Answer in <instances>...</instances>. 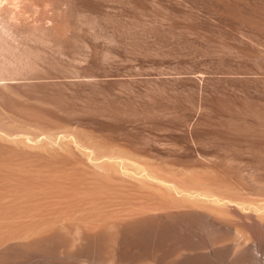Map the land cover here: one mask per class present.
<instances>
[{"label":"rangeland","instance_id":"rangeland-1","mask_svg":"<svg viewBox=\"0 0 264 264\" xmlns=\"http://www.w3.org/2000/svg\"><path fill=\"white\" fill-rule=\"evenodd\" d=\"M235 1L0 0V171H30L37 206L8 221L27 236L33 223L39 236L82 216L125 222L159 212L158 177L253 158L264 31L240 16L264 11ZM26 192L5 189L0 205L23 208ZM154 239L119 240L109 260L152 261Z\"/></svg>","mask_w":264,"mask_h":264},{"label":"bare ground","instance_id":"bare-ground-1","mask_svg":"<svg viewBox=\"0 0 264 264\" xmlns=\"http://www.w3.org/2000/svg\"><path fill=\"white\" fill-rule=\"evenodd\" d=\"M245 5L256 13L264 11V0H236L232 4L233 9ZM229 8L231 12L232 7ZM249 15L252 18L239 16L264 31V22ZM260 137L264 136L247 139L254 155L252 160H244L240 169L214 164L203 169H181V173L174 171L171 178L158 177L160 201L156 215L120 223H109L105 217L82 216L74 223L64 224L62 230L39 236L36 234H40V228L34 223L30 230L33 234L27 236L23 224L8 221L37 210L31 185L26 182L30 171L23 168L0 171V195L5 189L27 191V198H17L23 208L0 205V264H113L109 259L115 255L117 241L126 245L140 241L148 249L151 241H155L153 237L158 239L156 253L151 256L155 257L149 263L143 261L145 264H264V171L254 162H264L261 154L264 139ZM8 175L16 178L2 179ZM231 176L237 177L236 185L230 181ZM244 190H248L246 194ZM71 230H75L76 236ZM167 237L176 252L172 256L170 246L164 245Z\"/></svg>","mask_w":264,"mask_h":264}]
</instances>
